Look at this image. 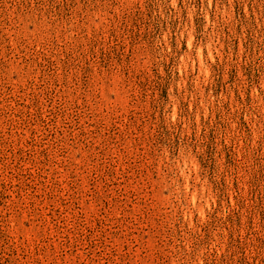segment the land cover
Masks as SVG:
<instances>
[{
    "label": "rangeland",
    "instance_id": "374dc122",
    "mask_svg": "<svg viewBox=\"0 0 264 264\" xmlns=\"http://www.w3.org/2000/svg\"><path fill=\"white\" fill-rule=\"evenodd\" d=\"M0 264H264V0H0Z\"/></svg>",
    "mask_w": 264,
    "mask_h": 264
}]
</instances>
